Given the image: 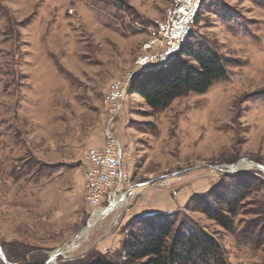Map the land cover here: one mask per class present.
<instances>
[{
	"label": "rangeland",
	"instance_id": "374dc122",
	"mask_svg": "<svg viewBox=\"0 0 264 264\" xmlns=\"http://www.w3.org/2000/svg\"><path fill=\"white\" fill-rule=\"evenodd\" d=\"M210 1L190 39L225 59L226 78L158 112L130 88L109 128L108 87L133 68L170 0H0V264H125L129 235L142 232L136 221L151 216L125 217L140 192L202 197L246 173L256 179L234 229L257 226L255 243L192 198L157 214L172 216L173 233L209 235L226 264H264V7ZM108 128L135 196L92 209L85 154L104 145Z\"/></svg>",
	"mask_w": 264,
	"mask_h": 264
},
{
	"label": "trees",
	"instance_id": "16d2710c",
	"mask_svg": "<svg viewBox=\"0 0 264 264\" xmlns=\"http://www.w3.org/2000/svg\"><path fill=\"white\" fill-rule=\"evenodd\" d=\"M208 1L211 7L216 5L205 0L203 6ZM253 1L264 7V0ZM227 67L228 63L210 44L191 40L181 56L167 66L139 73L131 89L147 107L164 111L187 94H205L216 81L226 78ZM254 176H227L229 183L220 187L221 191L212 189L206 196L192 198L191 203L195 202L208 219L234 235V218L252 191ZM170 217L155 214L136 221L142 232L129 235L123 252L125 264H226L224 252L213 238L198 228L173 233ZM256 234L254 225L243 228L236 236L255 243Z\"/></svg>",
	"mask_w": 264,
	"mask_h": 264
},
{
	"label": "built area",
	"instance_id": "2783aa9c",
	"mask_svg": "<svg viewBox=\"0 0 264 264\" xmlns=\"http://www.w3.org/2000/svg\"><path fill=\"white\" fill-rule=\"evenodd\" d=\"M205 0H170L165 18L150 29L133 68L123 79L110 83L104 97L112 125L137 75L145 69L157 70L179 56L193 33L196 20ZM105 132L104 145L90 148L85 154L84 201L92 209H99L106 200L121 198L122 203L135 196L131 176L123 166L121 144L110 129ZM114 203V202H113Z\"/></svg>",
	"mask_w": 264,
	"mask_h": 264
},
{
	"label": "crops",
	"instance_id": "0c3cea01",
	"mask_svg": "<svg viewBox=\"0 0 264 264\" xmlns=\"http://www.w3.org/2000/svg\"><path fill=\"white\" fill-rule=\"evenodd\" d=\"M203 185V183L200 184L199 182L198 184H194L192 189L189 190L188 193H191L190 191H193L194 189H199ZM194 192L193 194L185 193V196L177 195V199H173L170 194L166 193L164 190H143L142 192H140V194H138V197L135 198L133 208L128 210V213L125 214V217H145L148 215L161 213L164 210H172L178 205H184L191 198L195 197L197 193Z\"/></svg>",
	"mask_w": 264,
	"mask_h": 264
},
{
	"label": "water",
	"instance_id": "95a60500",
	"mask_svg": "<svg viewBox=\"0 0 264 264\" xmlns=\"http://www.w3.org/2000/svg\"><path fill=\"white\" fill-rule=\"evenodd\" d=\"M248 162H250V161H248ZM251 164H253V163H251ZM237 167H238V164L227 166V168L230 170V173H235L234 169H236ZM106 213H108V212H106ZM0 256L2 257V259L5 260V257L3 256V253L1 251H0Z\"/></svg>",
	"mask_w": 264,
	"mask_h": 264
},
{
	"label": "bare ground",
	"instance_id": "6f19581e",
	"mask_svg": "<svg viewBox=\"0 0 264 264\" xmlns=\"http://www.w3.org/2000/svg\"><path fill=\"white\" fill-rule=\"evenodd\" d=\"M251 166H252V165H251ZM249 167H250L249 164H244V165L242 166V168H245V169H246V168H249ZM239 168H241V167H239ZM234 170H235V169H234ZM116 198H119V197H115V199H116ZM119 199L121 200V198H119ZM114 202H115V201H114ZM113 204H114V203H113ZM112 210H113V209H112V207H111V208L109 209V211H105V212L103 213V215L106 214V212L109 213V212L112 211ZM56 257H57V256H56ZM54 258H55V257H54Z\"/></svg>",
	"mask_w": 264,
	"mask_h": 264
},
{
	"label": "snow or ice",
	"instance_id": "6c2138e0",
	"mask_svg": "<svg viewBox=\"0 0 264 264\" xmlns=\"http://www.w3.org/2000/svg\"><path fill=\"white\" fill-rule=\"evenodd\" d=\"M151 69H145V71H150Z\"/></svg>",
	"mask_w": 264,
	"mask_h": 264
}]
</instances>
